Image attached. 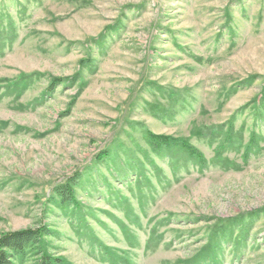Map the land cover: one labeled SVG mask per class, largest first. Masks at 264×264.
Returning <instances> with one entry per match:
<instances>
[{
    "label": "rangeland",
    "instance_id": "obj_1",
    "mask_svg": "<svg viewBox=\"0 0 264 264\" xmlns=\"http://www.w3.org/2000/svg\"><path fill=\"white\" fill-rule=\"evenodd\" d=\"M40 224L65 264H264V0H0V237Z\"/></svg>",
    "mask_w": 264,
    "mask_h": 264
},
{
    "label": "trees",
    "instance_id": "obj_2",
    "mask_svg": "<svg viewBox=\"0 0 264 264\" xmlns=\"http://www.w3.org/2000/svg\"><path fill=\"white\" fill-rule=\"evenodd\" d=\"M69 183L72 185L75 180ZM56 192L63 200H71L66 185L57 186ZM50 236L49 228L43 224L2 235L0 237V264H15V256L25 257L28 252L35 254L33 264H65L61 258L55 257L44 249V246L42 247V241Z\"/></svg>",
    "mask_w": 264,
    "mask_h": 264
}]
</instances>
